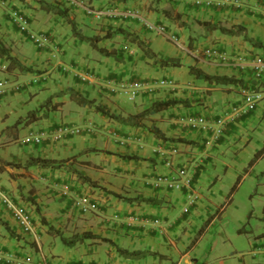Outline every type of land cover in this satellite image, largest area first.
I'll return each instance as SVG.
<instances>
[{
	"label": "crops",
	"instance_id": "1",
	"mask_svg": "<svg viewBox=\"0 0 264 264\" xmlns=\"http://www.w3.org/2000/svg\"><path fill=\"white\" fill-rule=\"evenodd\" d=\"M82 1L93 6L114 3L120 7L136 8L146 18L166 25L170 32L177 34L192 48L216 44L231 54L261 53L264 55V46L253 43V41H260L264 44V17L260 13L264 0H240V5L230 4L208 9L196 8L189 2L190 0H177L176 3L172 0ZM41 2L66 8L67 15L73 19L76 28L84 36H102L106 32H109V36L95 40L92 45L76 36L66 42L68 37L62 36L63 33L55 27L61 28L67 21L59 14L44 8ZM66 4L68 3L65 1L53 0H0V44L24 66L23 68L11 66L3 69L2 66H6L7 61L0 55V79L11 84L21 82L25 84L24 87L33 84L31 78L34 74L31 75L28 68L37 63L38 68L45 69L38 73L42 76L37 82L41 89L43 85H50L51 80L53 84H57L55 85L57 88L51 89L49 86H44L49 89L51 95L63 90L64 87L73 88L81 96L94 99L95 102L106 106L109 111L121 116L136 113L158 99L174 98L184 100L185 103H179L149 115L143 120L145 126L118 124L92 108L77 104L68 94H63L59 98L50 97L47 102L49 104L45 103V106H42V103L38 104L40 96L35 97V104H38L36 108H41L36 111L37 119L35 118L36 120L34 119L31 123L28 120L22 122V115L33 109L30 103L24 105L26 109L16 113L17 123L12 125L5 123L4 127L0 128V134L5 131L6 135V139L1 142L16 138L18 136L17 127L22 123L28 132L37 130L32 129L34 123H39L38 130L53 128L59 121L58 112L61 121L67 119L80 121L81 125L90 124L93 128L81 136L70 137L58 143L44 141L40 145L31 144L30 148L27 147L28 149L23 152L21 158L19 156L11 159V162L20 163V166L2 165V169L5 168L8 171L9 177L7 183L0 185V193L10 197L15 204L31 203L33 228L28 234H22L12 216L11 209L0 200V220H4L9 228L8 230L0 222V251L19 257L27 254L24 253V246L29 245L33 250L38 251V257L45 255L52 263L57 264H90L93 262L99 264H179L181 262L198 264L196 260L189 257V248L183 241L180 249L177 247V242L170 236V233L175 231L174 225L180 218H185L196 204L191 206L187 212L181 209L180 214L172 219V212L180 202H184L186 194L163 187H152L153 176L158 172L167 171L160 156L152 153V150L163 151L166 146H174L179 151L174 156L175 162L190 164L193 168V187L195 188L199 178L203 176L206 163L213 161L214 151L220 149L229 138L241 139L251 129V123L256 117L255 113L259 115L261 110H259L260 104L257 105L258 110L255 109V113L252 111L243 118L229 123L217 141L211 145L206 144L204 132L193 130L184 124L182 118H187L190 114L213 116L219 113L237 101L239 97L237 85L215 84L197 79L188 71V66L195 65L209 74L234 75L241 78L243 82L250 81L249 72L240 71L234 65L215 60L196 59L190 54L189 56L180 55L174 46L167 45L162 37L148 31L142 23L135 19H88L81 6L72 8L74 6ZM14 10H19L26 15L29 28L37 30L34 33H44L48 38V43L42 48L35 46V57L31 53L27 54V51H31L29 44L25 42L26 33L19 30L11 19L10 15ZM49 21L52 22L50 25ZM205 22L229 28L230 31L222 32ZM119 27L138 35L156 56L177 58L180 65L171 68L170 66H158L154 62L150 65L146 64L148 57H140L144 54L135 43L122 38L118 33H113L114 29ZM99 48H103V51ZM104 50L110 52V55L105 54ZM30 55L32 60L28 62ZM142 59L146 63H142ZM63 64L71 65V68L82 72L89 68L98 72L99 75L114 79L129 76L145 79L171 76L181 83H179L180 87L175 90H160L156 98L154 95V98H151L152 95H140L135 99L137 102L128 104L123 98L111 95L99 83L93 85L79 80L70 73L61 72L59 66ZM262 82L264 84V74ZM20 90H7L0 93V101L9 106L8 111H16L10 109V104L17 100L16 95ZM66 103L68 109L63 112V106ZM71 111L74 115L65 113ZM8 113L5 110V116ZM91 115L92 117L98 115V123L94 125L90 123L95 121L90 117ZM146 125L158 127L167 137L191 140L193 145L178 139L155 138ZM128 134L131 137L125 139ZM96 139L103 145L98 146L95 143ZM122 146L124 147L121 148ZM87 147L98 150L77 155L71 160V165L95 181L97 184L95 186L81 182L76 175L66 170L22 165L24 160L30 156L62 159ZM123 153L135 154L147 159H128L117 155ZM94 155H99L100 160H97ZM94 170L98 173H94ZM65 187H69L72 195L87 188L98 189L100 206L97 213H79L72 207L70 196L61 197L59 192H55ZM112 192L130 197H153L160 203L126 201ZM129 216H135L137 219L133 226L127 227L124 221ZM216 216L215 214L210 217L205 229L212 224ZM155 221L163 227L162 230L160 226H155ZM48 226L58 229L66 237L82 231L90 233L74 244L69 246L63 244L65 247L58 255L51 253L49 256L42 250L41 243L43 234H50L47 231ZM103 237L127 249H149L156 251L157 254L126 258L118 253L113 244L102 240ZM176 239L180 240V237L176 236ZM172 256L177 257L175 262ZM241 264H247V262Z\"/></svg>",
	"mask_w": 264,
	"mask_h": 264
},
{
	"label": "rangeland",
	"instance_id": "2",
	"mask_svg": "<svg viewBox=\"0 0 264 264\" xmlns=\"http://www.w3.org/2000/svg\"><path fill=\"white\" fill-rule=\"evenodd\" d=\"M172 2L176 3L177 0ZM66 5L68 6L69 4ZM94 7L97 8L99 6ZM72 8H75V6ZM85 13L88 19L94 18V15L92 16L86 11ZM129 19L132 18L128 17L127 20ZM51 23V21L48 22L49 25ZM55 29H58L60 33L62 32V36L65 35V38L68 37L66 42L71 41L72 37H74L68 22L63 23L61 28L56 26ZM147 30L162 37V40H164L167 45L174 46L180 55L189 56L184 48L178 46L164 35L158 34L154 30ZM32 31L37 32V30L34 29ZM25 42L29 44V49L31 51H27V54L31 53L35 57V45L29 39L25 40ZM182 44L185 45L187 42L182 40ZM143 56L147 57L146 55H141L140 57L142 58ZM28 58L30 59L28 62H31V55ZM141 62L146 63L143 59ZM147 62L148 63L146 64L150 65V63L152 64L154 61L148 57ZM32 66L33 67L29 69L31 75L38 74L40 71L45 70L42 67L38 68L37 63ZM170 67L175 68V66ZM86 71L90 72L94 78L85 82L93 85L99 83L103 86L100 82L104 76L101 74L99 75L98 72H94L89 68H87ZM128 78L137 79L132 76H129ZM151 78L154 79L156 77ZM171 78L175 80V78ZM55 85L57 84H53L50 80V85H43L42 89L39 87V83L28 84L26 87L21 88L16 95L17 100L10 104V109L16 110L14 112L13 110L8 111L9 106L7 104H2L0 101V128L4 127L5 123L11 125L17 123L16 121L18 119L16 118V113L26 109L24 105H28V103L32 104L31 107L33 108L28 112L34 110L33 114L36 115V111L41 108H36V106L39 103H42V106H45V103H47L45 102L46 98L51 95L49 89L44 88V86H49L51 89H55V87L57 88ZM66 89H68V87H64L63 90ZM45 90L48 92H44ZM157 94H159V91L153 94L155 98L158 97ZM61 95L63 94L51 95V97L59 98ZM111 95L117 98H123L128 104L137 102V100L130 101L127 97L120 94L113 93ZM153 95L151 98H154ZM37 96H40V101L38 104H35V97ZM259 104V110L261 111L259 115L254 111L256 117L251 123V129H249L241 139H237L236 137L227 139L220 149L214 151L213 161L206 163L203 176L199 178V182L196 183L195 188L200 193L199 197L195 200V208L189 212L185 218H180L178 223L174 225L175 231L170 233V236L177 242V247L180 249L183 241L185 246L189 248V257L196 260L198 264H241L242 262H247V264H258L261 262V264H264V95L258 102V105ZM63 107L62 111L64 112L68 109L67 103ZM5 110L6 113L9 112L7 116L4 114ZM257 110L258 109H256V111ZM28 112H25V114L22 115V122H25L28 119V117H25ZM22 113H24V111ZM65 113H67V115H70V113L74 115L72 111ZM59 114L60 113L58 112V123L70 122L68 119V121H61ZM92 116L93 115L90 117L93 120L95 119L96 122L92 121L90 123L94 125L95 123H98V115L95 117ZM31 122L33 121H30L29 123ZM71 122L80 126V123H82L80 121ZM23 124L24 123L19 124L17 127L18 136H16V138L1 142V140L6 139L5 131L0 134V163L2 165H4L6 161L11 162V159H15V157L20 156L21 158L23 152L30 148L29 146L31 144L22 143L20 141L23 135L28 133V129L26 126L23 127ZM38 125L39 123L32 124V129H37L32 131H38ZM83 134H85V132H82L78 136ZM95 143L98 146L103 145L101 141L97 142V139ZM123 147L124 146L121 148ZM95 157L98 160L100 156L96 155ZM95 167L100 168L98 166ZM93 172L98 173L96 170ZM8 177V171L5 168L1 169L0 185L7 183ZM95 191H98V189L91 190L90 188H87L83 191L80 190L78 193H90ZM55 192L60 193V189ZM59 197L58 201L60 200ZM184 201L186 202V198ZM185 202H180L179 206L175 207V210L172 212V219L180 214L182 207L187 204ZM157 203L159 204L160 201ZM22 205L31 211V203L23 202ZM220 206H223L222 211L219 209ZM215 214L217 216L214 217L212 224L209 225L207 229H204L207 220ZM174 235L180 237V240H177ZM41 243L42 250L45 253H48L47 255L49 256L51 253L58 255L65 247V244L60 240L59 236L52 234H43ZM24 247V253H30L32 257H35L38 254V251L33 250L29 245H25ZM37 257L38 255L34 259ZM172 260L175 262L177 257L172 256ZM179 264L188 263L181 262Z\"/></svg>",
	"mask_w": 264,
	"mask_h": 264
},
{
	"label": "built area",
	"instance_id": "3",
	"mask_svg": "<svg viewBox=\"0 0 264 264\" xmlns=\"http://www.w3.org/2000/svg\"><path fill=\"white\" fill-rule=\"evenodd\" d=\"M69 3L81 5L80 2L76 0H65ZM238 4V0H193V4L198 7H213L222 6L224 4ZM87 12L93 14L96 18L101 17H139L137 11L130 9H119L116 7L108 6L104 8H90L85 7ZM264 13V8H263ZM13 21L18 25L20 30H27L28 21L26 17L19 11H12L11 13ZM140 18V17H139ZM142 19V18H141ZM145 26L149 29L155 30L158 33L165 34L164 26L159 24H153L145 19H142ZM29 38L34 41L37 45H42L45 42V37L38 34H33L28 32ZM172 42L179 44L178 38L174 34H165ZM191 55L203 58H209L213 60H218L223 63L232 64L239 70H249L251 76L256 83L253 85H245L239 88V99L234 104L228 108L219 112L214 118L209 119L202 115L191 116L184 119L185 123L189 124L191 127L204 132L206 136V144L211 145V143L218 140L222 135L226 126L240 119L243 116L252 112L258 102L262 99L264 95V90H262L258 85L264 74V57L259 54L255 55H235L231 56L226 51L220 50L217 46L211 45L206 46L201 50H187ZM63 69H66L64 67ZM81 79H93L92 75L86 73H78ZM37 77H33L32 81L36 82ZM21 84H11L6 80H0V92L5 91L8 88L18 89ZM108 90L114 93H119L122 96L127 97L129 100H134L140 94H150L156 88L177 87V83L171 78H159L153 82L143 81V80H125V81H112L107 80L105 82ZM82 131V128L78 125L71 123H61L56 125L54 128L49 130H42L38 132H30L22 138L24 143L29 144H40L44 140H49L51 142L60 141L66 137L74 136ZM160 148V147H159ZM162 150V149H161ZM158 153L162 156L164 160V165L168 168L173 165L172 156L177 153L175 148L169 150L160 151ZM192 173L189 169L182 165L177 166L174 172L161 173L158 174L153 182L155 187L164 185L170 190H186L188 192V205L194 203L197 198V194L192 192L191 189ZM66 193V191H63ZM0 200L3 204L7 205L11 211L12 216L19 227V230L23 234L31 232L33 228L32 216L30 211L22 204H15L9 197L0 193ZM74 208L79 210L81 213H86L93 211L97 208L98 200L89 194H81L75 197L72 201ZM135 217H129L126 221L127 226L133 224ZM157 222V221H155ZM57 264L52 263L45 257H39L37 261H34L30 254H24L22 256L16 257L12 254H7L0 251V264ZM59 264V263H58ZM69 264V263H65ZM98 264V263H91Z\"/></svg>",
	"mask_w": 264,
	"mask_h": 264
},
{
	"label": "trees",
	"instance_id": "4",
	"mask_svg": "<svg viewBox=\"0 0 264 264\" xmlns=\"http://www.w3.org/2000/svg\"><path fill=\"white\" fill-rule=\"evenodd\" d=\"M38 1H42V0H38ZM41 3L44 6V8H46L47 10H51L52 12L57 13L60 16L64 17L65 20L70 24L71 31H72L73 35L76 36L77 38L81 39V40H87L91 45L93 44V42L95 40L109 36V32H106L102 36H84L83 34L80 33V31L78 29H76L73 19L67 15L66 8L58 7L57 4H51V3H45V2H41ZM205 24L209 25L212 28H218L222 32L230 31L229 28H226V27H223V26H220L217 24H209L207 22H205ZM21 31L23 33L27 32V30H21ZM113 33H118L123 38L127 39L128 41L135 43L138 46V48L142 50L144 55L151 58L155 63H157L160 66L180 65V62L177 58H174V57L160 58V57L156 56V54L152 50H150V48H148L143 43V41L139 38V36L136 35L135 33H132L130 31L125 30V29L120 28V27L114 29ZM253 43H256V45H258V46H261V45L264 46V44L261 43L260 41H257V42L253 41ZM99 50L103 51V48H99ZM104 51H105V54L110 55V52H108L106 50H104ZM0 55L3 56L7 61L6 68H9L11 66H13V67L18 66L19 68L24 67L22 64L17 62V60L14 58V56H12L11 54L8 53V51L6 50V48L2 44H0ZM28 69H30V68H28ZM188 71L197 79L207 81V82H212L215 84H239V85L244 84V82L242 81L241 78L235 77L234 75L209 74V73L203 71L202 69H200L199 67H197L195 65L188 66ZM107 77H109V76H106V78ZM33 83H37V82H33ZM20 84L21 85H20L19 89H21L25 86L24 83H20ZM65 93H67L69 96H71L77 104L90 107L94 111L99 112L102 115L107 116L108 119L116 121L118 124L134 125V126H139V125L145 126V124L142 121L144 119H146L149 115L156 113V112H159L161 110L170 108L172 106H175L176 104H179V103L184 104L185 103L184 100H177L174 98L158 99V100L152 101L148 106H146L145 108H143L142 110H140L136 113L129 114L127 116H121L119 114H115V113L109 111V109L107 107H105L103 104L95 102L94 99H89V98H86L84 96H81L77 92V90H74L73 88H68L66 90H60V91L56 92L54 95L65 94ZM50 97H51V95L46 98L45 102H48ZM33 113H34V110L28 112L27 115H25V117H28V119H27L28 121H33L36 118L35 114H33ZM146 127L153 134V136L155 138H158L161 140L178 139L179 141L187 142L190 145H193V141L185 139V138H181V137L172 138V137L165 136L160 131V129L154 125H149V126L146 125ZM97 150L98 149L93 148V147L83 148L82 150H80L76 154H73L71 156H68V157H65L62 159L40 157V156H30L25 160V162L22 165L25 167L35 165V166L43 167V168L52 167V168H56L58 170H60V169L66 170V171H69L71 174L76 175V177L81 182L87 183L88 185H91V186H95V185H97L96 182L91 180L89 176L82 174L79 170H76V168H74L71 165V160L73 158H75L77 155H80L81 153H84L87 151H97ZM117 155H119L122 158H128V159H147V158L135 155V154L123 153V154H117ZM4 164L14 165V166H20L21 165L20 163H15V162H10V161H6ZM0 169H2L1 163H0ZM112 193L114 195L118 196L120 199L126 200V201L145 202V203H156V202H158V200L156 198H153V197H130V196L120 195V194H117L115 192H112ZM222 209H223V206H220V211H222ZM208 220H207V223H208ZM0 222L9 230V228H8V226L4 220H0ZM206 225H205V227H206ZM47 231L52 235L59 236L60 240L65 245H68V246L71 244H74L76 241L88 236L90 233V232L82 231L79 233H75L69 237H66L62 234V232H60L58 229H56L52 226H48ZM101 239L113 244L115 246L116 250L118 251V253L121 256H124L126 258H139V257H142L144 255L157 254V252L154 250L127 249V248L121 247V246L113 243L112 240H110L109 238L103 237Z\"/></svg>",
	"mask_w": 264,
	"mask_h": 264
},
{
	"label": "clouds",
	"instance_id": "5",
	"mask_svg": "<svg viewBox=\"0 0 264 264\" xmlns=\"http://www.w3.org/2000/svg\"><path fill=\"white\" fill-rule=\"evenodd\" d=\"M53 1H65V0H53ZM77 2H80L81 4H82V6L81 5H77V4H73V3H69L68 1H65L66 3H68V4H70V5H73V6H81L82 8H83V10H84V12L86 11L87 12V10L84 8V6L85 7H90V8H95L94 6H92V5H87V4H85L82 0H76ZM172 1H174V0H172ZM194 7H196V8H201V9H208V8H205V7H198V6H196V5H194L193 4V0H190L189 1ZM230 4H232V3H228V4H224V5H222V6H226V5H230ZM241 4V1L240 0H238V4H232V5H240ZM108 6H112V7H116V8H119V9H124V10H126V9H130V10H134V11H137V13H138V16L140 17H131L132 19H135V20H137V21H139L140 23H142L143 24V26L146 28V29H149L147 26H145V24H144V22L142 21V19H145V20H147V21H149V22H151V23H153V24H159V25H162V26H164V29H165V34H174L177 38H178V42H179V44H177L178 46H180V47H182V48H184L186 51L187 50H201V49H203L204 47H206V46H211V45H214V46H217L220 50H224V51H226L229 55H231V56H235V55H239V54H231V53H229L227 50H225V49H222V48H220L218 45H216V44H208V45H206V46H202V47H200V48H192V47H190L189 45H188V43L187 44H182V39L177 35V34H175V33H172V32H170V31H168L167 30V28H166V25H164V24H162V23H160V22H158V21H151L150 19H148V18H146L145 16H143V15H141L140 14V12H139V10L138 9H136V8H133V7H120L119 5H116V4H111V5H101V6H99V7H97V8H104V7H108ZM222 6H213V7H222ZM213 7H209V8H213ZM263 8H264V6H262L261 7V9H260V13H261V15L264 17V13H263ZM16 11V10H15ZM17 11H19V10H17ZM20 13H22L21 11H19ZM12 13V12H11ZM87 13H89V12H87ZM23 14V13H22ZM91 14V13H90ZM24 15V14H23ZM92 16H93V14H91ZM11 16V15H10ZM25 17H26V15H24ZM95 19H99V20H102V19H104V18H106V19H122V20H125V19H127L128 17H116V18H109V17H101V18H96L95 16H93ZM142 18V19H141ZM11 19H12V16H11ZM26 19H27V21H28V18L26 17ZM12 21H13V19H12ZM14 22V21H13ZM15 23V22H14ZM16 24V23H15ZM17 25V24H16ZM17 27H18V25H17ZM19 28V27H18ZM20 30V29H19ZM149 30H152V29H149ZM155 31V30H154ZM28 32H31V33H33V34H40V35H42V36H44L45 37V42L42 44V45H37L34 41H32L30 38H29V34H28ZM156 33H158L157 31H155ZM158 34H161V33H158ZM165 34H162V35H164L166 38H168ZM26 35H27V39H29L36 47H38V48H42L44 45H46L47 43H48V38H47V36L44 34V33H34V32H32V30L29 28V21H28V25H27V32H26ZM169 39V38H168ZM170 40V39H169ZM85 41V40H84ZM87 41V40H86ZM187 46H189V47H187ZM187 53L188 54H190L188 51H187ZM255 54H259V55H262L263 57H264V55L263 54H261V53H253V54H242V55H255ZM191 55V54H190ZM191 56H193V55H191ZM194 58H196V59H199V58H203L202 56H198V57H195V56H193ZM204 59H207V60H213V59H209V58H204ZM215 61H218V60H215ZM219 62H221V61H219ZM223 63V62H222ZM230 65H232V64H230ZM64 67H66V69H63ZM72 66L71 65H68V64H63V65H60L59 66V68H60V71L61 72H63V73H70L71 75H73L74 77H76V78H79L81 81H89V79H81V77L78 75V73H86V74H90V75H92L90 72H88V71H85V72H82V71H80V70H75V69H73V68H71ZM2 68L3 69H6V66H2ZM238 69V68H237ZM239 70V69H238ZM241 71V70H240ZM242 71H244V70H242ZM245 71H248L249 72V74H250V81L249 82H244V84H242V85H239V84H236L237 85V90H238V95H239V88L241 87V86H245V85H253V84H255L256 83V80H254L253 78H252V76H251V73H250V71L249 70H245ZM95 76V75H94ZM33 77H37L38 79H37V81L36 82H39V80H41V78H42V76L41 75H39V74H37V75H35L34 74V76ZM32 77V78H33ZM32 78H31V81H32ZM159 78H171V77H169V76H158V77H156V78H149V79H145V78H137V79H129L128 77L127 78H119V79H114V78H109V77H107L106 78V76H104V78L103 79H101L102 81L100 82V83H102V85L106 88V90L109 92V93H111V94H113L114 92H111V91H109L108 90V88H107V86L105 85V82L107 81V80H112V81H125V80H143V81H148V82H153V81H155V80H157V79H159ZM172 79V78H171ZM0 80H2V79H0ZM172 80H174V79H172ZM176 83H177V87H175V88H169V87H162V88H156L152 93H150V94H146V93H144V94H140V95H153L154 93H156L157 91H160V90H170V91H172V90H175V89H177V88H179L180 86H179V83H181V82H179V81H177V80H174ZM33 82V81H32ZM18 84H20L21 82H17ZM16 84V83H15ZM190 84V83H189ZM188 84V85H189ZM262 90H264V84H263V82H262V79H261V82L259 83V85H258ZM7 90H11V91H17V90H19V88L18 89H12V88H8V89H6L5 91H2V92H0V93H4V92H6ZM115 94H119V93H115ZM139 95V96H140ZM139 96H137V97H139ZM136 97V98H137ZM135 98V99H136ZM263 98V97H262ZM134 99V100H135ZM238 99H239V97H238ZM238 99H237V101H238ZM134 100H130V101H134ZM236 102V101H235ZM234 102V103H235ZM233 103V104H234ZM232 105V104H231ZM230 105V106H231ZM258 105V104H257ZM229 107V106H228ZM228 107H226V108H228ZM257 107V106H256ZM226 108H224V109H226ZM224 109H222V110H224ZM256 109V108H255ZM254 109V110H255ZM221 110V111H222ZM253 110V111H254ZM220 111V112H221ZM251 113V112H250ZM218 114V113H217ZM217 114H215V115H206V114H200V115H202V116H205V117H207V118H209V119H212V118H214ZM248 115V114H247ZM191 116H197V115H192V114H190L188 117H191ZM246 116V115H245ZM244 117V116H243ZM242 117V118H243ZM184 119H186V117L185 118H182V120H183V122H184V124H186L187 126H190L189 124H187V123H185V121H184ZM241 119V118H240ZM236 120H238V119H236ZM64 123H71V124H75V123H73V122H64ZM58 124H61V123H58ZM58 124H56V125H58ZM55 125V126H56ZM75 125H77V124H75ZM54 126V127H55ZM78 126H80V125H78ZM53 127V128H54ZM81 128H82V131L80 132V133H78V134H76V135H74V136H78L79 134H81L82 132H89V131H87V130H91L93 127L90 125V124H88V125H81L80 126ZM191 127V126H190ZM227 127V126H226ZM193 130H197V131H199L198 129H196V128H193V127H191ZM52 129V128H51ZM42 130H49V129H42ZM42 130H38V131H42ZM225 130V129H224ZM38 131H30V132H38ZM30 132H28V133H30ZM199 132H201V131H199ZM28 133H26L25 135H27ZM223 134V133H222ZM25 135H23V137L25 136ZM74 136H70V137H74ZM222 136V135H221ZM22 137V138H23ZM70 137H66V138H64V139H62V140H60V141H63V140H65V139H67V138H70ZM131 137V135H126V138L125 139H128V138H130ZM22 138H21V142L22 143H24L23 141H22ZM44 141H47V142H51V141H49V140H44ZM44 141H42L40 144H42ZM60 141H57V142H51V143H58V142H60ZM126 141V140H125ZM27 144H29V143H27ZM40 144H34V145H40ZM33 145V144H32ZM162 146V144L160 145V147ZM172 148H175L174 146H170V147H165L164 148V150H169V149H172ZM176 149V148H175ZM176 151H177V153H175L173 156H172V158H173V165H172V167H170V168H168V167H166L165 165H164V160H163V158H162V156L158 153V151L157 150H155V149H153L152 150V153H155V154H158L159 156H160V159H161V161H162V163H163V165H164V167L167 169V171H163V172H158V173H156L153 177V180H152V182H151V185H152V187L153 188H161V187H163V188H166L164 185H160V186H158V187H155L154 185H153V182H154V179H155V177L158 175V174H161V173H168V172H174L175 171V169H176V167L177 166H182V165H184V166H186L188 169H189V171L192 173V182H191V189H192V192H195L196 194H197V198L199 197V192L196 190V188H194L193 187V177H194V170H193V168L190 166V164H177L176 162H175V158H174V156L176 155V154H178L179 153V151L176 149ZM87 184V183H86ZM88 185V184H87ZM167 189V188H166ZM168 190H170V189H168ZM63 191H66V193H63ZM170 191H177V190H170ZM97 192H99V191H95V192H80V193H76V194H74V195H72V193H71V190L69 189V187H65L63 190L61 189L60 190V194H61V196L62 197H68V196H70V200H71V205H72V201H73V199L75 198V197H77V196H79V195H81V194H89V195H92V196H94L97 200H98V205H97V208L95 209V210H93V211H90V212H86V213H81L79 210H77L76 208V210L79 212V213H81V214H88V213H93V212H96V211H98L99 210V206H100V199H99V195H98V193ZM178 192H183L184 194H186V196H185V198H186V202L185 203H187V201H188V192L186 191V190H179ZM8 197V196H7ZM10 198V197H9ZM196 198V199H197ZM195 199V200H196ZM195 204V201H194V203H192V204H189L188 205V203L186 204V205H184L183 207H182V211L183 212H187L188 211V209L191 207V206H193ZM72 207H73V205H72ZM74 208V207H73ZM31 213V212H30ZM32 216V215H31ZM129 217H131V216H129ZM128 217V218H129ZM132 217H135V216H132ZM127 218V219H128ZM127 219L124 221V223L126 224V221H127ZM135 219H137L136 217H135ZM135 219H134V221H135ZM134 221H133V224H134ZM155 224L157 223V222H154ZM32 224H33V221H32ZM133 224L131 225V226H133ZM127 226V225H126ZM155 226H160V224H156ZM127 227H130V226H127ZM162 228L163 227H161L160 226V229L162 230ZM23 234V233H22ZM28 234V233H27ZM29 254V253H28ZM22 255H24V254H22ZM21 255V256H22ZM31 255V254H30ZM32 256V255H31ZM39 257H45L46 258V256L44 255V256H39ZM39 257H37L36 259H34V257H33V259H34V261H37L38 259H39ZM48 259V258H47ZM49 260V259H48ZM93 263H96V262H93ZM4 264V263H3ZM91 264V263H90ZM99 264V263H98Z\"/></svg>",
	"mask_w": 264,
	"mask_h": 264
}]
</instances>
